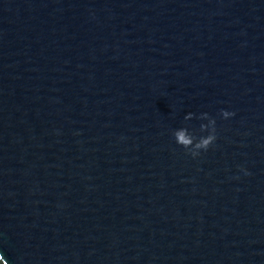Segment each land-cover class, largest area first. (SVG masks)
<instances>
[{
  "label": "water",
  "instance_id": "1",
  "mask_svg": "<svg viewBox=\"0 0 264 264\" xmlns=\"http://www.w3.org/2000/svg\"><path fill=\"white\" fill-rule=\"evenodd\" d=\"M0 264H264V0H0Z\"/></svg>",
  "mask_w": 264,
  "mask_h": 264
}]
</instances>
